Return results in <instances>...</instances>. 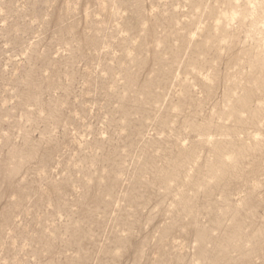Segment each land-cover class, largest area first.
Returning <instances> with one entry per match:
<instances>
[{
    "label": "rangeland",
    "instance_id": "rangeland-1",
    "mask_svg": "<svg viewBox=\"0 0 264 264\" xmlns=\"http://www.w3.org/2000/svg\"><path fill=\"white\" fill-rule=\"evenodd\" d=\"M0 264H264V0H0Z\"/></svg>",
    "mask_w": 264,
    "mask_h": 264
}]
</instances>
